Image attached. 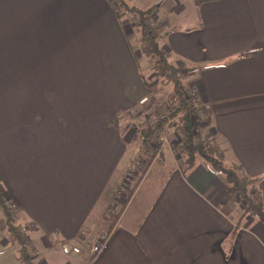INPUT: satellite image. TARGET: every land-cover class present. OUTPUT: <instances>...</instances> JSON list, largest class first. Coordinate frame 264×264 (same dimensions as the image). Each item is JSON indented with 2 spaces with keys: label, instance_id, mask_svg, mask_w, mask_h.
<instances>
[{
  "label": "crops",
  "instance_id": "crops-1",
  "mask_svg": "<svg viewBox=\"0 0 264 264\" xmlns=\"http://www.w3.org/2000/svg\"><path fill=\"white\" fill-rule=\"evenodd\" d=\"M125 1L149 8L158 0ZM194 4L197 24L167 32L164 48L193 68L186 83L198 89L205 136L261 180L264 205V0ZM132 26L107 0H0V191L14 203L32 264H264V224L242 216L222 175L202 161L183 172L168 147L128 202L103 212L104 227L81 235L127 168L109 183L129 130L122 135L120 110L116 129L100 118L148 95ZM3 221L0 264H23ZM109 229L97 255L61 251Z\"/></svg>",
  "mask_w": 264,
  "mask_h": 264
},
{
  "label": "trees",
  "instance_id": "trees-1",
  "mask_svg": "<svg viewBox=\"0 0 264 264\" xmlns=\"http://www.w3.org/2000/svg\"><path fill=\"white\" fill-rule=\"evenodd\" d=\"M107 1L113 7L118 19L125 14L132 15L134 27L139 34L141 53L150 62L152 78L156 81L150 87L144 75L140 74L148 93L155 94L158 99L155 106H147L142 110L137 107L131 108V110L135 109L137 113H135V119H137L135 133L138 132L140 137V132L143 129L147 131L148 135L155 131H163L171 119L168 129L177 137L178 147L184 152L181 163L183 172L193 168L198 161L204 162L213 173L224 177L228 185V196L238 198L246 204L242 216L254 217L264 224V205L260 201L261 180L247 174L240 163L228 161L225 149L206 137L202 130L203 124L199 120H195V115L199 111L205 114V110L204 107L193 106L188 95L186 78L193 68L176 65L170 59L169 53L164 48L165 45H161L160 41L167 34L166 20L154 18L155 5L149 8H139L130 5L125 0ZM201 1L205 0H195L196 3ZM133 57L135 59L134 55ZM161 114H166V117L159 119L158 116ZM140 120L141 122H139ZM128 129L129 125L126 124L122 128V135ZM140 141L142 144H146L144 139ZM157 152L154 149L149 153L150 158ZM2 211L8 229L19 244L18 260L23 264L32 263V258L27 254L28 242L25 235L18 226L13 224L12 215L6 212V208H2Z\"/></svg>",
  "mask_w": 264,
  "mask_h": 264
},
{
  "label": "rangeland",
  "instance_id": "rangeland-1",
  "mask_svg": "<svg viewBox=\"0 0 264 264\" xmlns=\"http://www.w3.org/2000/svg\"><path fill=\"white\" fill-rule=\"evenodd\" d=\"M194 1L195 0H162V2L160 3V1L158 0L154 3L155 7H156L155 11L157 12V15L160 17L159 19L164 18L166 20V23H167L166 32H169L172 29H187V28L190 29V28H193L197 24V22H196L197 13H196V6L194 4ZM178 6L182 7L181 11H177V9H179ZM124 18L127 19L128 21H130V24L131 23L133 25L135 24L131 14H125ZM154 18H155V15H154ZM132 28L135 29L134 26H132ZM134 34H135V36H133V37L128 36V40L130 41V44L132 46V51H133L135 59L137 61V64L139 67V72L144 75V77L147 79V81L149 82L150 87H151L156 81H155V79L152 78L153 75H152V70H151L150 65H149L150 62L141 53V48H140V44H139V34L137 32H135ZM160 43L162 46L166 45V37H164L160 41ZM170 57L174 61V59H175L174 56L171 55ZM153 89H155V88H153ZM146 96L150 97L149 103H152V105L155 106L157 99H158L156 97V95L152 94V93H148V95H146ZM131 105H136L135 107H140L139 106V100H136V101L131 100L128 103H126L125 105H121V106H117L116 108H112V113L110 114V117H108L107 114H104L105 116H102L100 118V120H104L106 117L107 118L106 124L109 120V126L116 129L117 120H116L115 116H116V113H118L117 111L120 110V111H122V114L118 118L119 122H120L119 125H121L122 127L126 124L129 125V129H128L129 131L127 132L126 137H125V139H126V142H125L126 143V150H125V153L122 157V162L118 166L116 173L111 178L109 183L114 182L117 175L120 174L121 170L124 169L125 163L127 164V168H126L124 175H123V182L121 183V185H119V189L116 191L115 195L113 196V199L109 198L110 199L109 200L107 198L108 189H106V193H104L102 195V197L100 198V200L97 202L96 206L93 209V212L90 214V216L88 217V219L85 222V226L88 227V230L82 229V231L85 232V236H83V237H86V232L87 233L93 232L97 228L101 229L102 227H104L105 223L101 220V219H103L102 218L103 212L105 211L106 215H108L110 212L115 210L117 204L120 203L121 199H123L124 197H128V195L133 192L134 186L136 185V182L140 183L142 181L143 177L145 176V174L148 171V169L150 168V166L155 162V158L158 157L160 155L159 154L160 151L165 148V147L159 148V153L157 152L156 155H153V157H151V158H150V156H145V154H149L152 151H148L146 153L147 147L145 144H142L140 141L142 138L143 130H142V132H140V134H141L140 137L138 136V132H137V134L135 133L136 132L135 126L137 123V119H135L136 111H135V109L131 110V108H130ZM204 115H205V117H207L206 114H204ZM5 120H7V119L4 118V114L0 115V129H3V123ZM111 121L113 122L112 124H111ZM139 122H141V120ZM167 131H168L167 137H168V140L170 141V143H169L170 147L168 149L165 148V149H167L165 151L166 152L167 151L172 152L175 159H176V163H178V165H180L182 163V160L184 157V152L182 149H180L178 147L177 137L172 133L171 130L168 129ZM0 134L2 135V133H0ZM131 134L132 135L134 134V138H132V140L130 142L127 140ZM134 149H136L135 152L133 151ZM130 156H131V158H130ZM129 158H130V160H129ZM152 176L153 175L151 174L150 177H152ZM0 184L2 186L1 181H0ZM146 187H147V180L145 181V183L142 187V192L144 191V189ZM0 193H1L0 217H2L4 219L2 208H6V212H9L12 215L11 220H12L13 224L18 226L19 230L24 234L22 226L20 224H18V221L15 219V216L11 212L14 210V203H12L10 201V199L7 198L6 195H4L3 191H0ZM236 199L238 200V198H236ZM6 200H8L11 203V205H12L11 209H9L7 206H5ZM238 201L244 210L246 207V204L243 203L241 200H238ZM117 212L119 213V210ZM249 217H251V216H249ZM3 222L5 223V220ZM20 223H21V221H20ZM106 231H108L109 234L111 235V232H112L111 229L106 230ZM110 235H109V237H110ZM83 237L77 242V244L81 247V251H83V250L86 251L90 256L91 254L89 253V251L83 247V245H84ZM25 239H26V236H25ZM26 241H27V239H26ZM64 243H66V242H64ZM66 244H68V243H66ZM28 250L31 252V245H29V247H27V251Z\"/></svg>",
  "mask_w": 264,
  "mask_h": 264
},
{
  "label": "built area",
  "instance_id": "built-area-1",
  "mask_svg": "<svg viewBox=\"0 0 264 264\" xmlns=\"http://www.w3.org/2000/svg\"><path fill=\"white\" fill-rule=\"evenodd\" d=\"M187 87H188L187 90H188V95H189L191 104L195 107H202L197 87L190 86V85H188ZM149 99H150L149 96H144L139 101V105L142 106L141 108L152 105V103H149ZM165 117H166V114H161L158 116L159 119L165 118ZM206 118L207 117H205L204 112H202V111H199L195 115V120H199V122L201 124H204L206 122ZM171 121L172 120L170 119L168 124L171 123ZM168 124L163 131H155L151 135H148L147 131L145 129H143V134H142L141 139L145 140V143H146L145 145L147 147L146 153L148 151H153L154 149H156L159 153V148H163V147L169 148L170 147V145H169L170 141L168 140V137H167ZM7 201L8 200H6L5 206H7L9 209H11L12 205L9 201L8 202ZM81 235L84 236L85 232L82 231ZM109 235L110 234L108 231H103L91 240L84 239L83 247L85 249H87L92 256L97 255L104 248V246H105V244L109 238ZM61 251L65 255H69L72 253L76 254V253L81 252V247L76 246V245H68L66 243H62Z\"/></svg>",
  "mask_w": 264,
  "mask_h": 264
},
{
  "label": "flooded vegetation",
  "instance_id": "flooded-vegetation-1",
  "mask_svg": "<svg viewBox=\"0 0 264 264\" xmlns=\"http://www.w3.org/2000/svg\"><path fill=\"white\" fill-rule=\"evenodd\" d=\"M129 195H130V196H132V195H133V192H132V193H130ZM129 195H128V197H124L123 199H121V201H120V202H122V200H123V202H122L123 204H124V203H127V202H128V200H129Z\"/></svg>",
  "mask_w": 264,
  "mask_h": 264
},
{
  "label": "water",
  "instance_id": "water-1",
  "mask_svg": "<svg viewBox=\"0 0 264 264\" xmlns=\"http://www.w3.org/2000/svg\"><path fill=\"white\" fill-rule=\"evenodd\" d=\"M28 264H32V263H28Z\"/></svg>",
  "mask_w": 264,
  "mask_h": 264
}]
</instances>
